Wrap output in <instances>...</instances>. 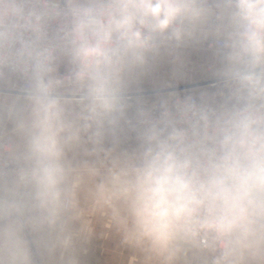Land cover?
Returning a JSON list of instances; mask_svg holds the SVG:
<instances>
[{
  "label": "clouds",
  "instance_id": "1",
  "mask_svg": "<svg viewBox=\"0 0 264 264\" xmlns=\"http://www.w3.org/2000/svg\"><path fill=\"white\" fill-rule=\"evenodd\" d=\"M264 264V0H0V264Z\"/></svg>",
  "mask_w": 264,
  "mask_h": 264
},
{
  "label": "rangeland",
  "instance_id": "2",
  "mask_svg": "<svg viewBox=\"0 0 264 264\" xmlns=\"http://www.w3.org/2000/svg\"><path fill=\"white\" fill-rule=\"evenodd\" d=\"M102 234L105 236V243L101 241L103 236L100 234L86 245L89 258L84 256L83 264H127L128 252L116 246V242L108 236L107 230ZM97 238L100 242L96 241Z\"/></svg>",
  "mask_w": 264,
  "mask_h": 264
},
{
  "label": "crops",
  "instance_id": "3",
  "mask_svg": "<svg viewBox=\"0 0 264 264\" xmlns=\"http://www.w3.org/2000/svg\"><path fill=\"white\" fill-rule=\"evenodd\" d=\"M98 236H100V234H98ZM102 236H103V239H101V241H102L103 243H105V236H104L103 234H101V237H102ZM99 239H100V237H99ZM99 239L97 238L96 241L100 242ZM98 242H97V243H98ZM84 256H86V258H89V251H86V253H85Z\"/></svg>",
  "mask_w": 264,
  "mask_h": 264
}]
</instances>
